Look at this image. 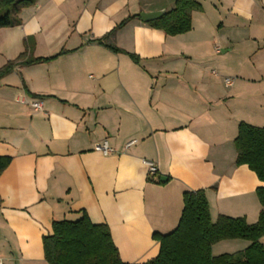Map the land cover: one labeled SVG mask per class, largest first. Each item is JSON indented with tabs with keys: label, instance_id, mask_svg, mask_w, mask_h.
I'll list each match as a JSON object with an SVG mask.
<instances>
[{
	"label": "crops",
	"instance_id": "obj_1",
	"mask_svg": "<svg viewBox=\"0 0 264 264\" xmlns=\"http://www.w3.org/2000/svg\"><path fill=\"white\" fill-rule=\"evenodd\" d=\"M196 1L191 28L175 35L140 20L175 0H36L0 28V67L22 52L53 56L0 79V155L11 157L0 172L3 264H45L52 222L83 212L107 225L122 261H147L153 234L176 228L184 191L204 189L212 222L257 221L264 183L235 163L234 139L239 122L264 126V0ZM128 17L112 37L122 51L97 43ZM104 140L107 154L94 149Z\"/></svg>",
	"mask_w": 264,
	"mask_h": 264
},
{
	"label": "trees",
	"instance_id": "obj_2",
	"mask_svg": "<svg viewBox=\"0 0 264 264\" xmlns=\"http://www.w3.org/2000/svg\"><path fill=\"white\" fill-rule=\"evenodd\" d=\"M35 2L0 0V28L20 24V10ZM197 9L200 5L196 0H175L172 9L145 23L169 35L183 33L191 28L192 11ZM129 18L97 39V43L113 52L122 51L113 44L112 37ZM128 55L134 62L139 61L135 54ZM52 57H26L22 52L0 67V79L19 63L30 65ZM234 144L235 163L246 164L264 183V126L239 122ZM10 160V156L0 155V172ZM255 192L261 210L257 221L249 224L243 217L226 215H218L212 222L204 189L184 191L183 208L176 228L167 234H153L159 243V251L155 257L142 263L122 261L107 225L92 223L84 212L76 220L53 221L52 233L42 237L45 264H264V244L260 242L264 235V185ZM226 239H244L250 244L239 251L213 255L212 245Z\"/></svg>",
	"mask_w": 264,
	"mask_h": 264
},
{
	"label": "built area",
	"instance_id": "obj_3",
	"mask_svg": "<svg viewBox=\"0 0 264 264\" xmlns=\"http://www.w3.org/2000/svg\"><path fill=\"white\" fill-rule=\"evenodd\" d=\"M225 82L228 85H230L231 82H232V79L231 78H226L225 79ZM31 106L35 110H40L41 109V102H39V101H33V102H31ZM132 142L133 141H130V142L126 143L125 146L127 147ZM94 149L97 150V151H100V152H102L104 154H107V153H109V152L112 151V148L108 145V143H107L106 140H104V141H102L100 143L95 144ZM147 172H148V175H150V176L151 175H155V173H156V166L154 165V163H152V162H148L147 163ZM0 264H3L1 260H0Z\"/></svg>",
	"mask_w": 264,
	"mask_h": 264
},
{
	"label": "water",
	"instance_id": "obj_4",
	"mask_svg": "<svg viewBox=\"0 0 264 264\" xmlns=\"http://www.w3.org/2000/svg\"><path fill=\"white\" fill-rule=\"evenodd\" d=\"M165 11L160 9V10H154V11H149V12H141L140 13V20L142 22H148L157 18H160Z\"/></svg>",
	"mask_w": 264,
	"mask_h": 264
}]
</instances>
